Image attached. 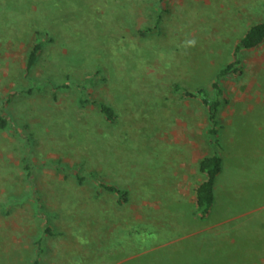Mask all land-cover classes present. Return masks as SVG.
<instances>
[{
    "label": "rangeland",
    "instance_id": "rangeland-1",
    "mask_svg": "<svg viewBox=\"0 0 264 264\" xmlns=\"http://www.w3.org/2000/svg\"><path fill=\"white\" fill-rule=\"evenodd\" d=\"M166 8L159 32L146 33L157 0H0V111L12 122L0 133V264H30L38 249L39 257L50 250L46 225L64 233L62 224L74 220L66 232L78 235L75 197L91 194L71 191L99 188L92 173L130 189L124 213L144 197L138 187H187L198 178L196 161L214 148L208 123L198 98H184L173 85L202 87L215 97L217 72L248 26L264 20V0H167ZM36 39L46 44L26 77L25 56ZM242 62L240 74L218 81L228 99L219 112L224 164L207 221L189 224L195 230L261 205L264 224V42L243 51ZM27 87L41 90L10 96ZM80 99L105 101L115 121ZM22 156L31 164L30 183ZM35 190L48 223L36 214ZM9 194L26 199L12 201ZM109 194L103 196L116 201ZM71 212L76 219L66 218ZM225 228L198 234L202 244L213 238L219 257L213 264H224Z\"/></svg>",
    "mask_w": 264,
    "mask_h": 264
},
{
    "label": "crops",
    "instance_id": "crops-1",
    "mask_svg": "<svg viewBox=\"0 0 264 264\" xmlns=\"http://www.w3.org/2000/svg\"><path fill=\"white\" fill-rule=\"evenodd\" d=\"M194 168L196 183L202 176L196 163ZM194 183L187 187H138L144 197H140L139 205L136 201L132 205L128 202L129 213L121 211V204L127 203L130 196L121 202L117 194L116 201L114 197L103 196L110 192L101 188L94 187L88 192L84 187H74L72 194H91L75 197L80 206V214L75 213L80 217V233H68L72 229L69 224L74 220L62 224L64 233L54 223L59 233L46 236V241L51 242L48 243L50 250L39 257V264H132L135 260L137 264H213L219 258L213 253L216 244L213 238L202 244L198 234L217 225L226 226L219 238L224 242V264H264V244L260 245L264 241V224L258 214L263 206L247 208L240 215L228 216L223 222H209L195 230L189 225L192 220L199 223L207 219H200L194 212ZM119 189L131 193L128 188ZM73 214H66V218L73 219ZM239 217L240 235L233 233L234 227H238L234 222ZM186 227L188 231L181 233Z\"/></svg>",
    "mask_w": 264,
    "mask_h": 264
},
{
    "label": "trees",
    "instance_id": "trees-1",
    "mask_svg": "<svg viewBox=\"0 0 264 264\" xmlns=\"http://www.w3.org/2000/svg\"><path fill=\"white\" fill-rule=\"evenodd\" d=\"M167 0H157V8L158 11L156 13V18L154 23L149 26L146 25L145 32H153L157 30L159 32V24L161 21L162 13H167L166 8ZM156 31V32H157ZM138 32H142V29H138ZM264 42V20H259L248 26V28L244 31V33L238 38L237 42L233 45L231 55V60L226 63L216 74V80L212 82V87L215 90V97H210L207 91L204 88H198L196 90L189 89L180 84H174L173 90L181 92L184 98H198L200 105L203 107L205 112V118L208 123L206 128V135L209 139L211 146H213L212 152L209 154L202 156L196 162L197 170L202 176L201 180L194 183L192 192L194 195V207L195 214L200 217V219H206L211 211L212 205L215 199V183L216 178L220 174L223 169V158L219 152L221 147L220 142V133H221V125L219 119V112L221 107L228 102L227 97L224 95V90L219 84V80L222 78H232L237 74L241 73V69L243 66L242 62V52L249 49H254L260 46ZM46 44L45 40L36 39L31 43L29 49L25 56L24 62V74L25 76H29L32 74L34 67L36 66L38 59L41 53L44 50V46ZM62 87L67 88L68 84H63ZM41 90V87H27L20 88L18 90L13 91L10 96H14L17 94H32L34 91ZM10 96L6 99V103L10 101ZM79 102L81 104L91 103L94 105L98 111L104 116L105 120L112 123L116 119L115 110L105 101L102 100H88V99H80ZM12 127L11 116L7 111H0V133L10 129ZM27 127L23 126L22 129L25 130ZM22 129H16L17 132L21 133ZM29 136H27L28 138ZM27 140V139H26ZM20 165L24 172L25 179L32 181V168L31 164L27 160L25 156H22L20 159ZM91 177L95 178L97 182V187L104 189L110 193L117 194L122 198V201H126L128 197V193L126 190H121L114 185H109L101 180H98L95 174H91ZM77 183L81 184L85 180V177L77 175L76 177ZM32 186V185H31ZM35 201H36V214L37 216H42L46 218V212L39 205L41 202L40 196L37 195L38 192L35 190ZM9 200L18 201L24 200L26 197H20L21 199L13 196V194H9ZM25 201V200H24ZM8 202V200H7ZM10 211H5V213H9ZM46 222L48 223V218H46ZM44 234L49 236H54L55 233L52 231L51 226H44ZM40 242V240H37ZM42 253V249L37 250V254L32 259L30 264H39V254Z\"/></svg>",
    "mask_w": 264,
    "mask_h": 264
}]
</instances>
